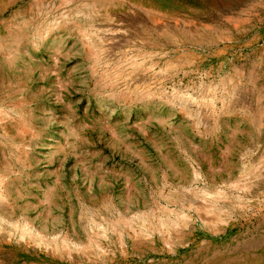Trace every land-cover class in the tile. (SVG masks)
Instances as JSON below:
<instances>
[{
	"label": "rangeland",
	"instance_id": "obj_1",
	"mask_svg": "<svg viewBox=\"0 0 264 264\" xmlns=\"http://www.w3.org/2000/svg\"><path fill=\"white\" fill-rule=\"evenodd\" d=\"M0 264H264V0H0Z\"/></svg>",
	"mask_w": 264,
	"mask_h": 264
}]
</instances>
